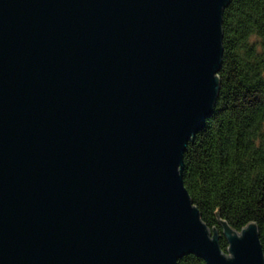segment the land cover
Here are the masks:
<instances>
[{"label": "water", "instance_id": "obj_1", "mask_svg": "<svg viewBox=\"0 0 264 264\" xmlns=\"http://www.w3.org/2000/svg\"><path fill=\"white\" fill-rule=\"evenodd\" d=\"M231 0H0V264H264L183 180Z\"/></svg>", "mask_w": 264, "mask_h": 264}, {"label": "trees", "instance_id": "obj_2", "mask_svg": "<svg viewBox=\"0 0 264 264\" xmlns=\"http://www.w3.org/2000/svg\"><path fill=\"white\" fill-rule=\"evenodd\" d=\"M214 115L188 144L183 180L202 220L220 235L258 226L264 250V0H231L223 15ZM179 264H206L187 255Z\"/></svg>", "mask_w": 264, "mask_h": 264}, {"label": "rangeland", "instance_id": "obj_3", "mask_svg": "<svg viewBox=\"0 0 264 264\" xmlns=\"http://www.w3.org/2000/svg\"><path fill=\"white\" fill-rule=\"evenodd\" d=\"M226 255H228L229 253H225Z\"/></svg>", "mask_w": 264, "mask_h": 264}]
</instances>
